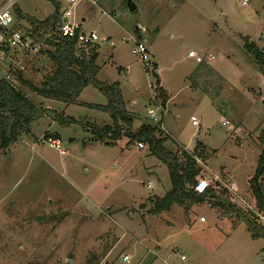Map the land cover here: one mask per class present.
Wrapping results in <instances>:
<instances>
[{
    "label": "rangeland",
    "instance_id": "374dc122",
    "mask_svg": "<svg viewBox=\"0 0 264 264\" xmlns=\"http://www.w3.org/2000/svg\"><path fill=\"white\" fill-rule=\"evenodd\" d=\"M56 1L63 11L70 7L67 0ZM243 1L132 0L134 12L129 0H102L97 6L84 1L73 11L82 30L99 38L98 81L118 84L126 108L135 105L132 132L153 124L146 106L155 82L154 66L147 69L132 54L134 37L146 42L160 68L155 73L175 96L165 128L187 148L203 144L199 177L211 178L215 191H225L247 211L244 204L255 207L249 180L262 150L264 78L243 38L251 35L248 40L264 49V0H246L247 7ZM16 9L39 21L55 11L50 0H20ZM42 49L27 60L22 75L38 88L53 72ZM190 50L204 58L202 65L188 57ZM18 90L47 113L32 126L33 137L22 135L0 150V264H137L143 248L142 264H264V239H252L236 216L222 217L214 210L216 199L187 210L175 204L145 222L149 199L164 197L172 186L167 166L148 146L139 150L126 136L113 146L96 142L84 125L112 124L109 115L45 99L20 85ZM80 97L89 104L108 102L93 87ZM58 116L80 123L62 127ZM165 134L157 136L170 138ZM171 139L167 150H185ZM136 248L141 254L124 261Z\"/></svg>",
    "mask_w": 264,
    "mask_h": 264
},
{
    "label": "trees",
    "instance_id": "16d2710c",
    "mask_svg": "<svg viewBox=\"0 0 264 264\" xmlns=\"http://www.w3.org/2000/svg\"><path fill=\"white\" fill-rule=\"evenodd\" d=\"M55 7L54 13L45 20H37L15 9V16L19 21L26 22L32 28V37L43 49L53 65V72L43 79L41 88L36 87L19 76L20 86L39 96L59 101L65 105H77L87 107L109 115L112 124L92 125L90 128L94 141L113 146L121 137H128L135 144L142 142L148 146L151 155L157 157L165 164L169 171L172 188L162 198L149 199L152 208L150 214L156 215L169 211L175 204L185 207L200 205L206 199H216L213 205L221 216L232 219L236 216L242 220L252 239H264V227L259 225L248 213L232 203L225 191L218 193L213 188H208L203 193L196 192L197 178L201 169L197 160L205 162V147L197 142L192 153L180 150L172 153L164 146L169 138H159L162 133L158 124H143L136 132H132L135 114L128 111L122 99L118 84H107L99 82L97 77L101 67L97 64L99 47L89 48L88 52L77 45L76 40L64 37L58 32L61 24V8L56 0H50ZM245 51L258 64L264 77V50L258 48L247 38L244 39ZM155 88L163 105H166L168 97L159 87L160 80L155 73ZM93 87L107 97L106 105H95L79 101L82 92ZM264 103V102H263ZM47 111L36 106L22 91L14 89L5 82L0 81V150H5L14 145L22 135L34 136L32 126L46 117ZM58 123L62 127L80 123L75 118L58 116ZM53 137L59 140L55 134ZM261 155L254 176L249 180V191L255 208L264 215V129L259 137Z\"/></svg>",
    "mask_w": 264,
    "mask_h": 264
},
{
    "label": "built area",
    "instance_id": "2783aa9c",
    "mask_svg": "<svg viewBox=\"0 0 264 264\" xmlns=\"http://www.w3.org/2000/svg\"><path fill=\"white\" fill-rule=\"evenodd\" d=\"M20 0H0V81L5 82L10 87L17 89L19 86L18 78L23 75L26 70L27 60L40 51V44H37L32 37V28L24 21H19L15 16V9ZM87 1L92 6H97L102 0H67L70 7L61 11V24L58 27V32L71 40H76L77 45L88 52L89 48L95 46V43L99 41L96 33L90 34L82 30V25L75 19L73 7L81 2ZM243 5H247V1H244ZM67 18L66 22L63 19ZM109 41V40H103ZM134 45L132 48V54L136 56L142 63H144L147 69L152 67L150 51L146 43L137 38L133 39ZM188 56L194 58L198 64L203 63L205 60L194 51H190ZM214 57H210L213 60ZM150 100L147 108V114L153 121V124L160 125L162 132L165 135L175 139L165 128V120L168 116V109L166 105H163L162 100L159 98L155 86H150ZM192 124L195 127H199L198 120L195 117L191 118ZM223 125H228V122L224 121ZM139 150L145 149V144L142 142L137 143ZM185 151L188 150L185 148ZM198 161V160H197ZM215 181H218V177H215ZM196 192L203 193L208 188H212V182L208 179L199 177L197 179ZM201 185H204L201 188ZM241 200V199H240ZM242 201V200H241ZM247 207V213H251L258 218L259 223L264 227V215L259 213L255 207L249 204H244ZM201 221H204L202 218ZM123 260L126 262L131 261L130 256H124ZM182 261H186V257H181Z\"/></svg>",
    "mask_w": 264,
    "mask_h": 264
},
{
    "label": "crops",
    "instance_id": "0c3cea01",
    "mask_svg": "<svg viewBox=\"0 0 264 264\" xmlns=\"http://www.w3.org/2000/svg\"><path fill=\"white\" fill-rule=\"evenodd\" d=\"M244 1H246V0H244ZM244 1L242 2V6L243 7H247V5H243V3H244ZM62 11V10H61ZM82 21L84 22L85 21V18H83L82 19ZM161 34H162V29H160V31H159V33L157 34V37H159V36H161ZM156 36V35H155ZM247 39H252V36L251 35H247ZM132 39H134V37H131ZM138 39V38H137ZM243 39H245V38H243ZM139 40H142V39H140L139 38ZM145 42V41H144ZM146 43V42H145ZM147 45V44H146ZM262 50H264V49H262ZM190 51H192V50H190ZM189 51V52H190ZM99 52V51H98ZM152 56V54H151V52H150V57ZM189 57V56H188ZM99 58V57H98ZM190 58V57H189ZM97 62H98V59H97ZM151 64H152V67L154 66H156V70H159L160 71V68H159V65L158 64H156V61L155 62H152V59H151ZM201 65H202V63H201ZM155 70V71H156ZM157 75H158V77H159V80H160V85H159V87L160 88H162L163 89V91L166 93V95H167V97H168V101H167V103H166V107H167V109L168 110H170V105H171V103H173L175 100H173L174 99V97L175 96H171V94H170V92L168 91V89H166L165 88V85H164V81H163V79L161 78V76L157 73ZM264 78V77H263ZM155 86V82H151V85L150 86ZM84 92V91H83ZM83 92H82V94H83ZM81 94V95H82ZM80 95V96H81ZM81 98V97H80ZM83 103H85V102H83ZM148 105H149V102H148V104H147V106H146V110H147V108H148ZM135 105L133 104V105H130L129 106V108L127 109L128 111H130V112H132V113H134V114H136L137 112H135V111H133L132 110V108L134 107ZM168 114H169V112H168ZM170 133V132H169ZM175 139H171L172 141H174V142H176L178 145H180V146H182V147H184V148H186L188 151H190L192 148H194V147H191V148H187L186 146H184V145H182L177 139H176V137L174 136V135H172ZM171 138V137H170ZM169 138V139H170ZM179 149V148H178ZM176 153V152H175ZM216 177L217 176V174H215V173H211V177ZM210 181L212 182L213 180L210 178ZM171 188H172V186H171ZM171 190V189H170ZM169 190V191H170ZM167 194V193H166ZM162 198V197H161ZM205 204V203H204ZM204 204H200V205H204ZM205 205H207V204H205ZM195 206V205H194ZM142 207H144V206H142ZM173 207V206H172ZM171 207V208H172ZM181 207H183V206H181ZM191 207H193V206H189L188 207V209L189 208H191ZM151 208H152V205L150 204L145 210L147 211V213H148V215L146 216V218H145V222H146V220H147V218L149 217V216H159L160 214H156V215H153V214H150L149 212H150V210H151ZM183 208H185V207H183ZM171 210V209H170ZM169 210V211H170ZM214 210H215V208H214ZM164 213V212H163ZM162 214V213H161ZM202 219V218H201ZM204 219V218H203ZM201 222H206V220L204 219V221H201ZM144 249V252H143V254H141V252H139L138 251V249L136 248V249H134V251H133V254H131V259L133 260L134 259V257L137 255V253H140L141 255L139 256L140 258L138 259V261L139 262H137V264H142L144 261H145V259L147 258L146 256H147V254L145 253L146 251H145V248H143ZM177 247L175 246L174 248H173V251H177ZM143 251V250H142ZM149 253V252H148ZM156 253V252H155ZM149 254H151V256H153V257H155V259H158V256L156 255V254H153V252H150ZM182 256H184V255H182ZM181 256V257H182ZM182 261V260H181ZM131 262V261H130ZM163 262V264H165L164 262H166L165 260H163L162 261Z\"/></svg>",
    "mask_w": 264,
    "mask_h": 264
},
{
    "label": "water",
    "instance_id": "95a60500",
    "mask_svg": "<svg viewBox=\"0 0 264 264\" xmlns=\"http://www.w3.org/2000/svg\"><path fill=\"white\" fill-rule=\"evenodd\" d=\"M128 9L130 12H134L137 9L136 6L133 4L132 0H129L128 2ZM66 21H67V18H64L63 22H66Z\"/></svg>",
    "mask_w": 264,
    "mask_h": 264
}]
</instances>
